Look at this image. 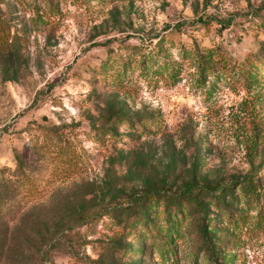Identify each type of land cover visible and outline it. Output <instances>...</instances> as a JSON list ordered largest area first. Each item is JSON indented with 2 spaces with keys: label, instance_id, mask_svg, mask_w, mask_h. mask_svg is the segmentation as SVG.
Masks as SVG:
<instances>
[{
  "label": "rangeland",
  "instance_id": "obj_1",
  "mask_svg": "<svg viewBox=\"0 0 264 264\" xmlns=\"http://www.w3.org/2000/svg\"><path fill=\"white\" fill-rule=\"evenodd\" d=\"M0 21V264H207L187 208L167 233L153 206L162 259L126 201L231 182L215 251L264 264V77L225 73L264 56V0H0Z\"/></svg>",
  "mask_w": 264,
  "mask_h": 264
},
{
  "label": "trees",
  "instance_id": "obj_2",
  "mask_svg": "<svg viewBox=\"0 0 264 264\" xmlns=\"http://www.w3.org/2000/svg\"><path fill=\"white\" fill-rule=\"evenodd\" d=\"M2 29V22L0 21V40L5 42L7 37ZM210 61L209 54L198 56L197 67L199 68L200 75L213 71L212 63ZM228 68L229 71L225 72L228 81H231V83L238 82L242 85H251L252 83H255L257 78H260L261 76L264 77V56H250L247 59H244L242 63L237 64L236 62H233ZM139 129L140 133H150L145 130L143 126H139ZM156 130L162 131L160 129ZM71 149V147H66L65 152H68L69 162H73V165L75 166L77 160L73 157L74 155L72 154ZM58 151L63 152V147L58 149ZM72 158H74V160ZM232 186L231 182L226 185H220L212 191H208L203 187L193 186L192 184H189L184 190L178 192H171L170 190L163 191L159 189L145 190L140 193L139 196H134L126 201V210L128 216L138 209L142 212L138 224L144 229L146 235L150 236L152 245L158 249L162 259H168L167 255L171 250V239L167 233H169L173 227V218L183 215L184 208H187L186 210L189 216L194 217L195 219L194 226L198 231L195 246L196 249L194 251L195 257L198 251H203V258L207 264H228L233 258L226 255V253L221 250L215 251V243H218L221 238L217 233V228L210 227L209 222L211 218L209 217V214L210 208L214 207L220 210L221 213H224L227 217H232V213L226 205V197L233 193ZM239 186L242 188L246 196L247 203L253 199H259V194H256L254 190L255 184L251 181H242ZM199 196L202 198L204 197V200L200 201ZM159 201L163 202L162 215L166 223V234H162L156 224L148 219V217L152 216L154 209L153 206ZM146 203H148V205L145 207ZM149 206L152 207L150 208ZM149 209H151V214H148ZM82 217L84 216H80L79 218ZM87 222H89L88 219ZM149 224H151V226H149ZM58 242L59 241L52 240L48 242L46 247L48 249L59 248Z\"/></svg>",
  "mask_w": 264,
  "mask_h": 264
}]
</instances>
